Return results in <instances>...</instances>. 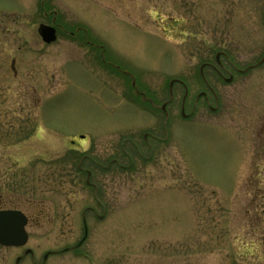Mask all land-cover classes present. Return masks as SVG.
Returning a JSON list of instances; mask_svg holds the SVG:
<instances>
[{
	"label": "rangeland",
	"instance_id": "374dc122",
	"mask_svg": "<svg viewBox=\"0 0 264 264\" xmlns=\"http://www.w3.org/2000/svg\"><path fill=\"white\" fill-rule=\"evenodd\" d=\"M52 22L61 34H105L109 48L43 44L37 28ZM217 49L243 69L262 58L264 0H0V206L33 199L29 246L63 249L46 264H264V64L218 84L219 108L178 120L155 161L113 174L103 220L81 216L94 200L74 181L84 174L69 140L98 152L109 136L120 150L151 113L94 55L142 70L159 106L173 77Z\"/></svg>",
	"mask_w": 264,
	"mask_h": 264
},
{
	"label": "flooded vegetation",
	"instance_id": "af4514ba",
	"mask_svg": "<svg viewBox=\"0 0 264 264\" xmlns=\"http://www.w3.org/2000/svg\"><path fill=\"white\" fill-rule=\"evenodd\" d=\"M55 29V39L49 45L58 43V41H68L86 56L90 52H107L109 45L107 35H98L95 33L69 31L59 33V23L52 22L47 24ZM39 35V34H38ZM40 37V36H39ZM60 38V39H59ZM64 38V39H62ZM41 39V37H40ZM208 51V50H207ZM264 55V54H263ZM94 61L100 60L107 66L112 68V71L120 75V80L117 79L119 87L124 99H128L131 103L136 104L142 102L149 107L151 113H148L149 118L144 115L142 117V125L138 128H126L121 134V145L118 150V145L113 137L107 136L104 151L96 152V144H91L85 148H80V144H76L74 139L69 140L70 149L75 153H79L80 157L76 162V170L84 176L74 177V181L84 188L89 197L94 200V205H86L83 208L82 217L88 213L94 214L98 220H103L110 210V199L112 183L116 180L113 177L115 173H130L134 175L136 171L147 162L155 161L157 152L161 146L168 143L173 136V127L178 120L183 122H194L193 117L197 114L201 106H206L208 110L215 112L219 108V94L217 92L218 84L222 82L231 83L235 78V74H244L252 71L264 64V56L256 64H249L246 68H240L235 65L230 59L226 51L217 49L214 55V61L205 59L201 62L198 72L189 71L187 75L173 77L168 82V97L161 101L159 106L156 104L155 92L153 94L147 90L146 86H142V70H134L132 68H124L114 63L108 55L104 58L102 55H94ZM89 61L94 64L91 57ZM223 58V59H222ZM227 75V76H226ZM197 85L198 88L195 86ZM146 90V91H144ZM128 92V94L126 93ZM215 101V106L211 105ZM178 101L179 119L172 114L173 106H176ZM160 110V113L156 112ZM172 120L175 122L172 123ZM198 122V121H196ZM81 138L86 139L82 135ZM174 138V136H173ZM175 139V138H174ZM77 146H80L79 148ZM148 151L144 157V152ZM86 164V166H85ZM26 204L13 205L12 209L21 212L25 217V229L27 233L26 243L22 246H0L12 248L15 255L8 259L7 256H0V264H46L50 256L60 253L59 250H46L41 254H37L35 250L29 246L31 225L33 223L32 215H36V221H39V215L33 209V199L25 198ZM43 211L39 210V213ZM87 212V213H86ZM39 224L35 225L38 226ZM85 229H87L86 224ZM34 227V226H33ZM41 227V225H39ZM70 249H75V246H69Z\"/></svg>",
	"mask_w": 264,
	"mask_h": 264
},
{
	"label": "water",
	"instance_id": "95a60500",
	"mask_svg": "<svg viewBox=\"0 0 264 264\" xmlns=\"http://www.w3.org/2000/svg\"><path fill=\"white\" fill-rule=\"evenodd\" d=\"M38 34L43 42L50 43L55 39V29L51 26L40 24ZM25 217L19 211L0 210V244L5 246L23 245L27 240L24 230Z\"/></svg>",
	"mask_w": 264,
	"mask_h": 264
},
{
	"label": "trees",
	"instance_id": "16d2710c",
	"mask_svg": "<svg viewBox=\"0 0 264 264\" xmlns=\"http://www.w3.org/2000/svg\"><path fill=\"white\" fill-rule=\"evenodd\" d=\"M264 231V229L263 228H260V234H262V232ZM263 236H261L262 238H261V240H264V234H262Z\"/></svg>",
	"mask_w": 264,
	"mask_h": 264
}]
</instances>
